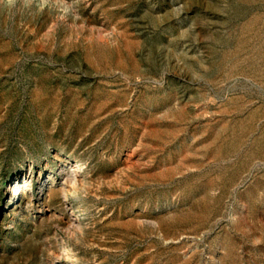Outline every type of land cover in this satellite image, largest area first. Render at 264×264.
Returning a JSON list of instances; mask_svg holds the SVG:
<instances>
[{
  "label": "rangeland",
  "instance_id": "1",
  "mask_svg": "<svg viewBox=\"0 0 264 264\" xmlns=\"http://www.w3.org/2000/svg\"><path fill=\"white\" fill-rule=\"evenodd\" d=\"M0 264H264V0H0Z\"/></svg>",
  "mask_w": 264,
  "mask_h": 264
}]
</instances>
